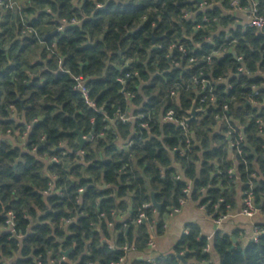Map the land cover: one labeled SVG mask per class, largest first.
<instances>
[{
  "label": "trees",
  "instance_id": "1",
  "mask_svg": "<svg viewBox=\"0 0 264 264\" xmlns=\"http://www.w3.org/2000/svg\"><path fill=\"white\" fill-rule=\"evenodd\" d=\"M230 1L207 11L217 20L195 30L201 14L184 13L197 0H1L0 264H113L126 258L125 246L144 253L181 201L217 218L249 191L264 209V135L256 123L264 124V29L235 24L225 15ZM258 7L263 14L264 0ZM71 19L76 23L63 25ZM172 45H182L186 56ZM126 72L136 75L121 86ZM200 75L211 84L214 100L206 95V104L192 83ZM76 76L100 111L73 90ZM193 99L202 112L187 128L196 144H186L178 122ZM252 99L258 107H243ZM167 109L177 122L159 121ZM116 111L149 115L148 128L139 125L145 120L117 122ZM102 112L112 130L99 137ZM215 115L235 121V133L245 137L242 157L230 158L226 127ZM75 130L93 133L80 156ZM8 212L13 233L3 230ZM140 213L145 218L137 222ZM256 226L255 241L233 229L216 231L209 242L187 224L171 254L131 264H264V224Z\"/></svg>",
  "mask_w": 264,
  "mask_h": 264
},
{
  "label": "built area",
  "instance_id": "2",
  "mask_svg": "<svg viewBox=\"0 0 264 264\" xmlns=\"http://www.w3.org/2000/svg\"><path fill=\"white\" fill-rule=\"evenodd\" d=\"M245 2L243 4H240L239 0H231L228 4L229 6V10H227L225 15H232L234 16V14L236 13H242L246 19V25L249 28H253L255 30H263L264 29V13L261 14L259 11V1L260 0H244ZM0 4H1V0H0ZM223 5V0H197V2L195 4H193L194 10L193 11H187L184 13V17L187 18L192 14H201V21L200 23L194 21L195 24V30L201 29L203 28L204 25L209 24L211 21L214 22L217 20L216 17H213L211 19L208 18V16L206 15L207 11L212 10L214 7H219L221 8ZM194 16V15H193ZM76 21L74 19H71L70 21L66 22L63 21V25H71V24H75ZM242 26V25H241ZM61 29V28H59ZM176 49L180 54L186 56V49L182 46V45H172L170 47V49ZM232 49H227V51H231ZM222 53V52H220ZM237 62L241 61V58H235ZM188 63H193L195 60L192 57H188ZM238 72H242L244 74H250L248 71L239 68ZM136 73H130V72H126L124 74L123 77L118 78V82L120 83L121 86H124L126 84V80L130 77L135 76ZM201 77V75H200ZM74 81V85H73V90L77 91L81 94V96L83 97V100L85 102V104L89 107L94 109L95 111H100L98 109H95L93 102L90 100L89 98V91L86 88V86L84 85V78L81 76H76L73 78ZM220 81H224V80H220ZM193 85L196 87V90L198 88V92H197V98L199 100V104H206V95L210 96L209 97V101L212 102L213 99V94L211 91V84L207 79L204 78H197L194 77L192 80ZM251 89V97L254 98L255 96L258 95V88L254 85H252L250 87ZM174 91L170 93V96H174ZM132 95H130V93H126L125 94V98H131ZM249 105L253 106V108H256L259 106V104L257 103L256 100L252 99L251 102H249ZM206 107V106H205ZM197 109H202L196 106ZM223 108H226V105L223 106ZM222 108V109H223ZM103 118L102 121L104 122V125L102 127V131L99 133V137H102L104 135L105 132H110L111 129V125H110V121H112V119H110L107 114L105 112H102ZM186 117V115H185ZM184 117V118H185ZM183 118V119H184ZM215 118L220 122V124L224 125L226 127L225 130V139L227 142V146H228V153L230 154V158H234L235 155L238 157H242L243 156V151L241 149V143H244L245 141V137L242 134L237 135L235 133V121L231 119V117L228 116H223V117H219L218 115H215ZM183 119L178 122V125L185 129L186 131V138H185V142L186 144L190 143L191 141H193L194 144H196V140L193 136L192 133H189L187 131V126L183 123ZM115 120L121 124H126L129 121H141V120H145L144 122H140L139 125L142 128H148V121L151 120V117L149 115L145 116L144 114H137L135 116H132L130 113H127L126 111H116V115H115ZM159 121L161 123H168V122H177L175 120V112L173 109H167L166 111H164L163 113H161L160 117H159ZM256 123L258 124V131L261 135H264V124L258 119L256 121ZM27 128H29V126H27ZM242 128V127H240ZM192 135V136H190ZM85 139V142H89L92 140L93 138V134H89L88 136L83 137ZM131 144V142H126L124 144V147L127 148L129 145ZM173 151L179 153L180 155L184 154L183 150H177V148H174ZM77 156L83 155L82 151L77 150L76 152ZM63 155V154H62ZM52 162H58V160L56 158H52ZM126 169V166L123 165L119 171L122 173L124 170ZM220 174V172H218ZM233 173V169H231V171L229 172V174ZM175 179L177 181H180V175H176ZM83 189H79L78 193H82ZM183 192L187 195H189L190 192V185H186V187L184 188ZM47 193V192H46ZM219 202H223V199H220ZM185 203V201H181L179 203V206L176 208H173L170 210V212L168 213L167 217H172L173 215L177 214L180 210V207ZM155 209V208H154ZM256 213H260V214H264V209L263 210H259L258 206L254 205L251 193L249 191H245L242 193L241 196V203H240V208L239 211L237 212L236 215H240L242 217L245 218H251L253 215H255ZM233 215H235V211L234 209H232L230 207L229 204H225V213L221 214L220 216H218L217 218H213V222L215 224V226H219L222 224L223 221H225L227 218L232 217ZM145 215L144 213H140L137 219V222H140V220L144 219ZM71 218H68L66 220H64V222L66 224L70 223ZM166 220V219H165ZM5 225L6 228H4V231H9L10 233L14 232V227H15V222H14V215L12 212H8L7 213V218L5 220ZM166 228V224L165 221L162 225V229ZM150 230H152V227L150 226ZM252 239L255 241L256 238L258 237V235L260 234V230L259 228L254 225L252 228ZM185 234L187 233V230H185L184 232ZM146 247L149 250H153L155 248V242L153 240V237L149 238L147 240L146 243ZM123 250L125 252H129L131 250H133V248L125 246L123 247ZM206 252L209 250V245H207L204 249ZM65 255H62L61 259L64 260ZM125 260V257H121L118 261H116L113 264H122L123 261ZM148 263H153V259H149L147 260Z\"/></svg>",
  "mask_w": 264,
  "mask_h": 264
},
{
  "label": "crops",
  "instance_id": "3",
  "mask_svg": "<svg viewBox=\"0 0 264 264\" xmlns=\"http://www.w3.org/2000/svg\"><path fill=\"white\" fill-rule=\"evenodd\" d=\"M234 17L235 24L242 26L246 25V19L242 13H236ZM241 196L242 194L240 195L239 192L237 204L234 208L235 215L227 218L219 226H215L213 218L207 215L202 206H198L196 202L190 200L185 201L177 214L166 218V228L163 229L162 234L153 236L155 248L153 250L146 249L144 253L131 250L128 252L122 264H131L133 260L147 262V260L153 259L154 261V259L160 255L164 256L171 254L173 246L180 240V237L185 234V226L187 224L197 225L201 235L209 242L216 231L229 233L233 229L243 230L247 237H252L253 230L251 231V228L257 224H264V214L256 213L251 218L236 215L240 208ZM127 218V213L120 214L117 216V221H124ZM208 251H210V247Z\"/></svg>",
  "mask_w": 264,
  "mask_h": 264
},
{
  "label": "water",
  "instance_id": "4",
  "mask_svg": "<svg viewBox=\"0 0 264 264\" xmlns=\"http://www.w3.org/2000/svg\"><path fill=\"white\" fill-rule=\"evenodd\" d=\"M153 42H154V41H152V43H153ZM247 105H249L248 102H246V103L243 105V107H245V106H247ZM201 112H202V109H197V108H196V99H193L190 108H189V109L186 111V113H185V114H186V117L183 119V123L188 127L189 124H190L192 121L196 120L197 115H198L199 113H201ZM74 133H75V135H76V140H77V143H78L77 150H80V149L82 148L83 144L85 143V139L82 137L81 133H79L77 130H75ZM91 134H93V133H91ZM150 200H151V206L154 207L157 211H159V210H160V205H159L158 203L155 202L152 193H150ZM232 240H233V243L236 242L235 239L232 238ZM67 253H68V251L64 252L63 255L66 256ZM178 258H179V259H182V256H179Z\"/></svg>",
  "mask_w": 264,
  "mask_h": 264
},
{
  "label": "rangeland",
  "instance_id": "5",
  "mask_svg": "<svg viewBox=\"0 0 264 264\" xmlns=\"http://www.w3.org/2000/svg\"><path fill=\"white\" fill-rule=\"evenodd\" d=\"M251 231H252V228H251Z\"/></svg>",
  "mask_w": 264,
  "mask_h": 264
}]
</instances>
